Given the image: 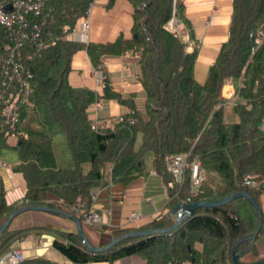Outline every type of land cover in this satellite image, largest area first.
I'll use <instances>...</instances> for the list:
<instances>
[{
    "label": "trees",
    "instance_id": "obj_1",
    "mask_svg": "<svg viewBox=\"0 0 264 264\" xmlns=\"http://www.w3.org/2000/svg\"><path fill=\"white\" fill-rule=\"evenodd\" d=\"M92 2L41 0L37 9H18L22 21L33 30L32 36L20 41L21 61L32 73V93L19 103L17 122L9 123L0 116V149L9 134H16L13 147L18 160L12 168L22 173L26 189L20 199L6 203L0 183V218L19 207L54 208L41 199L44 190L54 193L65 206L80 202L86 210L94 190L107 180L126 183L144 173L148 152L151 169L160 174L166 187L169 210L185 199L214 200L235 191L247 192L260 209L259 195L264 193V0H231L227 38L208 66L203 83L192 75L195 45L187 50L188 42L164 27L172 0H129V36L119 32L104 42L66 38ZM112 3L107 0L106 5ZM177 7L191 39L190 25ZM7 27L0 23V46L9 37ZM81 48L96 69L106 57L138 52L143 109L137 108L131 93L123 96L104 86L99 95L91 88L70 85V58ZM229 77L238 81L235 95L240 99L234 103L238 120L233 123H225L222 116L225 98L221 88ZM99 96L116 99L126 111L93 123L88 107ZM50 119L66 136L70 167L55 165ZM186 150L204 167L194 195H189L185 183L179 187L173 182L164 164L167 153ZM244 174L251 175L250 185L242 182ZM176 220L168 213L144 225L113 229L112 240L116 241L102 249L84 244L76 231H59L52 246L73 262L113 261L141 254L145 264H235L232 253L240 261L245 253L258 255L255 240L264 234V223L262 220L251 242L257 214L243 196L197 207L170 227ZM28 228L10 230L6 226L0 232V253ZM147 230L152 231L141 234ZM195 242L201 244L200 249L194 247ZM7 264L61 263L37 255Z\"/></svg>",
    "mask_w": 264,
    "mask_h": 264
},
{
    "label": "crops",
    "instance_id": "obj_2",
    "mask_svg": "<svg viewBox=\"0 0 264 264\" xmlns=\"http://www.w3.org/2000/svg\"><path fill=\"white\" fill-rule=\"evenodd\" d=\"M106 2L107 0H93L86 15L76 21L74 28L66 33V38L83 42H104L113 40L119 32L129 36L132 24V5L129 0H113L109 6ZM176 5L191 28L192 38L190 39L188 28L184 24L187 39H182L188 42L186 49L191 50L194 45L196 47L192 66L193 78L198 83H203L208 66L215 59L220 44L227 38L231 0H177ZM84 21L87 22V27L83 26ZM139 71L138 52L106 57L102 59L100 68L96 69L91 64L85 49L81 48L71 55L67 80L72 86L88 87L99 95L102 94L104 86L123 96L134 94L135 104L142 110L144 90L138 78ZM98 73L101 75V81ZM237 87L238 81L229 77L221 88V95L225 98L222 114L225 123L238 120L234 111V103L240 101L235 95ZM95 102L98 104L95 105ZM95 102L88 107V115L93 123H100L109 117H118L126 111L125 105L114 98L99 96ZM16 137V134H9L5 139V146L0 149V160L7 163L6 167H0V183L6 203L20 199L26 189L22 173L12 168L18 160L13 147ZM53 141L52 135V147ZM53 151L56 167L67 168L72 165L68 150H64L63 158H59L54 148ZM2 154L6 158H3ZM151 157V152H148L144 173L126 183L107 180L94 190L92 207L99 212L100 222L88 224L80 220V228L86 237V240H82L84 244L104 246L112 241L113 229L144 225L161 214L169 213L174 218L177 217L176 211L172 213L173 207L169 210L167 206L166 187L160 174L151 169ZM107 167L106 171H108ZM40 195L45 202H51L60 209L66 208L62 200L51 191H41ZM259 201L264 223V193L259 195ZM132 213H136L133 218ZM4 218H0V223ZM7 227L10 230L29 227L19 237L13 239L6 248H19L23 251L24 257L44 255L61 264H145V258L141 254L124 255L113 261H70L52 246L53 239L58 236L59 231L77 232V223L66 214L27 207L14 213ZM255 243L258 255L245 253L240 258L242 261L250 262L264 255V234L257 237ZM194 247L200 249L201 244L195 242ZM182 264H190V262L184 261Z\"/></svg>",
    "mask_w": 264,
    "mask_h": 264
},
{
    "label": "built area",
    "instance_id": "obj_3",
    "mask_svg": "<svg viewBox=\"0 0 264 264\" xmlns=\"http://www.w3.org/2000/svg\"><path fill=\"white\" fill-rule=\"evenodd\" d=\"M176 1L172 0L171 15L164 27L169 31L180 33L182 38L186 40V28L176 13ZM40 3L41 0H6L0 2V23L9 25L6 28V35L9 37L0 46V116L2 115L4 120L9 123L18 121L19 103L25 101L32 93L30 83L32 73L21 61L20 41L23 38L32 36L33 30L22 21L23 16L18 9H37ZM7 4L9 7L5 9L4 6ZM14 24L17 26L16 28H13ZM83 26L87 27L86 21H84ZM98 75L101 81L100 73ZM97 104L95 102V105ZM164 164L177 186L180 187L185 183L189 195L197 193L204 174V167L197 156H191L188 150L167 153L164 156ZM1 166L6 167L7 163L0 160ZM242 182L250 185L251 175L244 174ZM92 196L94 198L95 194ZM69 210L76 216L81 215L83 221L88 224H98L100 222L99 212L92 207V204L85 210L82 204L78 202L69 206ZM135 216L136 213L131 214L132 218ZM22 258L23 253L19 248H9L0 254V264L16 263Z\"/></svg>",
    "mask_w": 264,
    "mask_h": 264
},
{
    "label": "water",
    "instance_id": "obj_4",
    "mask_svg": "<svg viewBox=\"0 0 264 264\" xmlns=\"http://www.w3.org/2000/svg\"><path fill=\"white\" fill-rule=\"evenodd\" d=\"M9 7V5H5L4 8L7 9ZM238 196H243L245 197L254 207L255 211H256V214H257V221H256V226L253 230V233L251 235V242L254 241V237L261 225V222H262V215H261V211L259 209V206L256 204V202L252 199V197L245 191H235V192H230L224 196H221L219 198H216L214 200H196V201H191V202H186V201H179L177 202L173 208H172V213H175V211L177 212V220H178V217H180L181 215H188L190 212H192L195 208L197 207H200V206H212V205H219V204H223L235 197H238ZM27 207H32V208H39V209H45V210H50V211H54V212H58V213H62V214H66L70 217H72L75 222L77 223V233L79 234L80 238L82 240H86V237L85 235L83 234V231L82 229L80 228V220L70 214V213H67L66 211H64L63 209H60L58 207H48V206H45V205H31V206H26V207H19L17 209H15L14 211H12L11 213L8 214V216L6 218H4L2 220V222L0 223V232L7 226L8 222L10 221V218L11 216L22 210V209H25ZM177 220L175 223H173L170 227H173L174 225H176L177 223ZM152 230H147V231H144V232H141V234H146V233H149L151 232ZM116 240H112L111 242H109L108 244L104 245V246H99L100 249L102 248H105L109 245H111L112 243H114ZM90 248H94L92 246H90ZM96 248V247H95ZM232 260L235 264H260L262 262H264V256L262 257H259L258 259L256 260H253V261H250V262H246V261H240L238 259V255L237 254H234L232 253Z\"/></svg>",
    "mask_w": 264,
    "mask_h": 264
},
{
    "label": "rangeland",
    "instance_id": "obj_5",
    "mask_svg": "<svg viewBox=\"0 0 264 264\" xmlns=\"http://www.w3.org/2000/svg\"><path fill=\"white\" fill-rule=\"evenodd\" d=\"M49 131L54 136L53 148H54L56 154L59 156V158H63L64 154H65L64 150L65 149L68 150L65 134L60 129L59 124L53 119H50ZM68 152H69V150H68ZM2 155H3V158H6V156L4 154H2ZM186 202H191V201H186ZM22 253H23V251H22Z\"/></svg>",
    "mask_w": 264,
    "mask_h": 264
}]
</instances>
